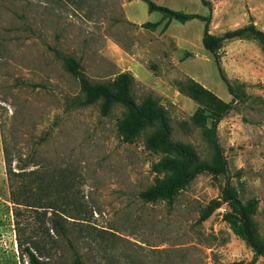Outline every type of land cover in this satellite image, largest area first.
Here are the masks:
<instances>
[{
  "label": "rangeland",
  "instance_id": "1",
  "mask_svg": "<svg viewBox=\"0 0 264 264\" xmlns=\"http://www.w3.org/2000/svg\"><path fill=\"white\" fill-rule=\"evenodd\" d=\"M145 1L0 0V264H29L19 244L31 239L45 245V264H264L222 197L228 183L264 241L261 47L251 38L223 43L233 99L202 46L204 22L149 12ZM148 1L208 18L213 35L250 24L264 32V0ZM64 57L93 83L131 75L135 102L158 101L172 141L210 165L214 130L227 173H200L170 199L144 202L139 194L163 177L162 156L145 148V135L121 133V107L103 115L100 102L73 104L83 93ZM191 81L231 105L219 122L183 90ZM198 110L204 126L192 121ZM12 189L30 206L14 205ZM53 212L65 215L57 221L67 238L52 229Z\"/></svg>",
  "mask_w": 264,
  "mask_h": 264
},
{
  "label": "trees",
  "instance_id": "2",
  "mask_svg": "<svg viewBox=\"0 0 264 264\" xmlns=\"http://www.w3.org/2000/svg\"><path fill=\"white\" fill-rule=\"evenodd\" d=\"M149 12H160L165 17L174 18L175 20L184 22L191 19H199L204 22V31L202 37V46L214 58L219 76L225 83L228 93L233 99L240 98L237 91L224 77L220 64V50L223 43L237 39L251 38L255 40L261 47L264 55V32L250 24L235 30L226 31L221 35H213L208 31L209 19L198 15L182 14L166 7H160L151 1H145ZM64 65L74 75L80 84V89L83 93V99L77 100L73 104L77 107H88L101 103L102 114L107 115L112 108L119 106L123 109V118L119 122L121 133L127 138H137L145 135L144 146L147 150L160 154L162 157L157 164V170L163 175L157 183L149 190L139 194L144 202H157L160 199H170L176 191L187 185L197 175L203 172L212 174H226L227 166L223 159L220 146L215 137V131L212 132L216 151V163L213 165L201 162L198 155L190 145L180 142H174L171 139V126L169 118L163 107L158 104L151 96H147L141 104H137L131 94V89L134 84V79L129 74H121L116 79L108 83H93L82 72L81 67L75 59L64 57ZM195 101L201 104L215 122H219L231 108L230 104H226L220 99L213 96L209 91L195 82L183 89ZM203 114L198 110L192 117V121L198 126H204L202 123ZM5 164L10 174L14 173L11 170L13 157L9 156L7 148L4 150ZM222 197L234 210L235 220L238 224L231 220L230 223L233 229L240 235L253 251L259 255H264V241L260 237L254 222L249 215V209L244 206L236 195L233 188L227 183L222 191ZM26 198V197H25ZM11 202L16 205H27L26 199L20 197L12 189ZM23 201L21 203V201ZM53 227L60 237L67 238V229L57 220H66L63 214L53 212ZM205 217L207 214L204 215ZM30 245L22 247L19 244L20 250L28 258L29 264H45L40 260L47 256L45 245H40L29 241ZM73 264H84L80 258H75Z\"/></svg>",
  "mask_w": 264,
  "mask_h": 264
}]
</instances>
